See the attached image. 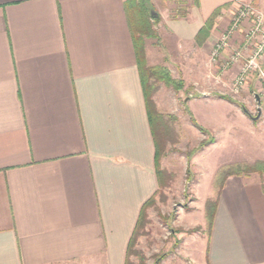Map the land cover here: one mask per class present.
<instances>
[{
  "label": "crops",
  "instance_id": "obj_1",
  "mask_svg": "<svg viewBox=\"0 0 264 264\" xmlns=\"http://www.w3.org/2000/svg\"><path fill=\"white\" fill-rule=\"evenodd\" d=\"M131 1L0 0V264H126L162 184ZM145 1L176 44L209 54L249 0ZM200 225L183 241L200 243L197 264H264V180L229 176Z\"/></svg>",
  "mask_w": 264,
  "mask_h": 264
},
{
  "label": "rangeland",
  "instance_id": "obj_2",
  "mask_svg": "<svg viewBox=\"0 0 264 264\" xmlns=\"http://www.w3.org/2000/svg\"><path fill=\"white\" fill-rule=\"evenodd\" d=\"M253 4L251 17L234 27L228 45L217 55L216 43L233 27L235 16L209 54L179 46L160 29L159 17L151 16L153 35L144 38L150 49L147 66L166 69L172 82L166 83L157 75L149 77L148 97L165 126L157 131L162 184L145 210L130 264H154L163 254V264L200 263V243L188 238L186 248L183 241L202 233L200 224L207 222V201L213 190L216 197L221 168L264 161V47L256 46L259 36L251 42L247 36L257 15L261 14L264 21V9L255 0ZM243 26V40L233 45L234 36ZM226 51L229 54L223 58ZM251 60V66H247ZM231 70L234 75L230 77L227 73ZM239 78L242 83L236 88ZM259 101L263 112L253 120ZM253 174L264 180V166L241 176ZM204 231L206 235L207 225Z\"/></svg>",
  "mask_w": 264,
  "mask_h": 264
},
{
  "label": "trees",
  "instance_id": "obj_3",
  "mask_svg": "<svg viewBox=\"0 0 264 264\" xmlns=\"http://www.w3.org/2000/svg\"><path fill=\"white\" fill-rule=\"evenodd\" d=\"M129 9L131 11V17H132V26H133V32H134V38H135V45L137 48V54L139 56V63H140V68H141V77H142V82L145 87V91L147 94V104L149 107V112H150V117L151 121L154 123L155 129H164V125H162V115L158 114L157 111L155 110L154 106L151 105V100L148 97V84H149V77L153 75H157V77H161V80H165L166 83H171L172 79L170 78L168 72L166 69L164 70L163 68L159 67H150L147 66V62L145 59V49H144V38L146 36H152L153 31H152V24H151V14L149 11V7L147 6V3L145 0L143 2L139 0H132L129 4ZM155 18V17H154ZM160 19V18H159ZM212 19L207 22L206 27H204L198 34L197 36V41L201 43L209 34V29L212 26ZM164 70V71H163ZM193 121L196 123L195 119ZM197 124V123H196ZM198 125V124H197ZM203 145H206L204 143ZM159 149L157 148V169L159 172V175L161 174V171L159 170L158 166V160H159ZM262 166H264V161L258 160L255 163H236V164H229L227 166H224L221 168V173H220V181L219 184L217 185L218 190L216 191V197L213 199H208L207 201V228L208 231L211 230L212 224H213V219L215 215V210L217 207V203L219 200V195L221 192L222 187L224 186L227 178L231 175H242V172L246 173H253V172H258L259 170L262 169ZM190 168H188V172H190ZM159 191V190H158ZM157 193L151 197L145 204L143 205V208L140 213L139 221L137 223L136 229L133 233V236L131 237V240L129 242L128 250H127V259H126V264H130V255L133 253V246L136 241L139 229L142 225V222L145 217V210L146 208L154 201L155 196L158 194ZM165 258V254L162 256L158 257L155 261L154 264H161L162 260Z\"/></svg>",
  "mask_w": 264,
  "mask_h": 264
},
{
  "label": "built area",
  "instance_id": "obj_4",
  "mask_svg": "<svg viewBox=\"0 0 264 264\" xmlns=\"http://www.w3.org/2000/svg\"><path fill=\"white\" fill-rule=\"evenodd\" d=\"M253 1L254 0H250V2H248L246 5H245V7H243L242 9H240V11L237 13V15L235 16V18H234V25H233V27L232 28H230V30L228 31V32H226L223 36H222V39L220 40V41H218L217 43H216V49H215V51H214V55H217L220 51L219 50H221L222 48H224L226 45H228V43H227V39L230 37V33L231 32H233L234 31V27H236L237 25H238V23H240L241 21H243L244 19H246V18H250L251 17V14L253 13V9H254V4H253ZM248 16V17H247ZM255 19V18H254ZM263 23H264V21H263V16L261 15V14H259V15H257L256 16V19L254 20V22H253V27L248 31V33H247V36L248 37H250V39H249V42H251V39L253 38V37H257V36H259L260 37V42H258L257 44H256V46H260V47H264V30L262 29V27H263ZM255 46V47H256ZM255 51H257V48L255 49ZM254 51V52H255ZM258 52L259 51H257L256 53H255V55H257L258 54ZM262 53V52H261ZM260 53V54H261ZM259 54V55H260ZM253 60H251L250 62H249V64L247 65V66H251L250 65V63L252 62ZM247 69V68H246ZM238 83H242V80H241V78H239L238 80H237V84H236V88H238L239 87V85H238Z\"/></svg>",
  "mask_w": 264,
  "mask_h": 264
},
{
  "label": "water",
  "instance_id": "obj_5",
  "mask_svg": "<svg viewBox=\"0 0 264 264\" xmlns=\"http://www.w3.org/2000/svg\"><path fill=\"white\" fill-rule=\"evenodd\" d=\"M262 112H263V109H262V107H261V102L259 101V102H258V114H257L256 117H253V120H257V119H259L260 116L262 115Z\"/></svg>",
  "mask_w": 264,
  "mask_h": 264
}]
</instances>
